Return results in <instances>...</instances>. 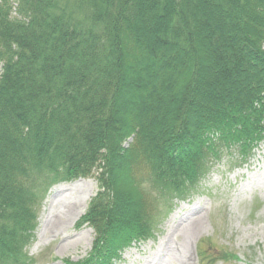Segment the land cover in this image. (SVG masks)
<instances>
[{"label": "trees", "instance_id": "trees-1", "mask_svg": "<svg viewBox=\"0 0 264 264\" xmlns=\"http://www.w3.org/2000/svg\"><path fill=\"white\" fill-rule=\"evenodd\" d=\"M263 141L264 0H0V264H24L49 178L97 176L77 264H113Z\"/></svg>", "mask_w": 264, "mask_h": 264}, {"label": "rangeland", "instance_id": "rangeland-1", "mask_svg": "<svg viewBox=\"0 0 264 264\" xmlns=\"http://www.w3.org/2000/svg\"><path fill=\"white\" fill-rule=\"evenodd\" d=\"M223 153L208 164L201 184L186 198L162 204L154 236L125 247L113 264H264V141L246 161L236 148ZM146 189L155 195L154 189ZM39 190L36 229L18 258L24 264L84 261L93 251L96 231L80 221L100 191L97 176L49 178ZM89 193L87 209L74 223L73 211ZM199 221L198 228L192 227Z\"/></svg>", "mask_w": 264, "mask_h": 264}, {"label": "bare ground", "instance_id": "bare-ground-1", "mask_svg": "<svg viewBox=\"0 0 264 264\" xmlns=\"http://www.w3.org/2000/svg\"><path fill=\"white\" fill-rule=\"evenodd\" d=\"M90 193L86 196V198L83 200V202L81 203V205L76 209V210H74L73 212V214H72V216H71V220L75 223L76 221H78V219L85 213V211H86V209H87V203H88V201H89V198H90ZM59 219V218H58ZM200 224H202V222H195L194 224H193V226L192 227H195V228H198L199 226H200ZM56 226H57V224H56ZM91 236H92V231H90L89 233H88V241H89V243H92V238H91ZM189 258H191V256H189L188 257V260H189Z\"/></svg>", "mask_w": 264, "mask_h": 264}]
</instances>
